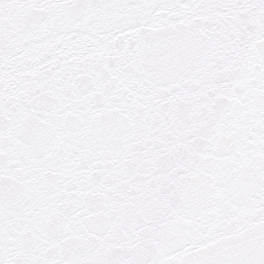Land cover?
Instances as JSON below:
<instances>
[{"label":"snow or ice","instance_id":"snow-or-ice-1","mask_svg":"<svg viewBox=\"0 0 264 264\" xmlns=\"http://www.w3.org/2000/svg\"><path fill=\"white\" fill-rule=\"evenodd\" d=\"M0 264H264V0H0Z\"/></svg>","mask_w":264,"mask_h":264}]
</instances>
